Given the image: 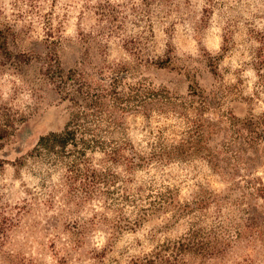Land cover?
Listing matches in <instances>:
<instances>
[{
	"label": "rangeland",
	"instance_id": "1",
	"mask_svg": "<svg viewBox=\"0 0 264 264\" xmlns=\"http://www.w3.org/2000/svg\"><path fill=\"white\" fill-rule=\"evenodd\" d=\"M178 243L264 264V0H0V264Z\"/></svg>",
	"mask_w": 264,
	"mask_h": 264
},
{
	"label": "trees",
	"instance_id": "2",
	"mask_svg": "<svg viewBox=\"0 0 264 264\" xmlns=\"http://www.w3.org/2000/svg\"><path fill=\"white\" fill-rule=\"evenodd\" d=\"M74 134V129L66 128L62 133H52L48 136L41 137L38 142V147L36 148V151H55V149L57 148L61 150V152H64L66 146L70 144V142L74 141ZM85 171L87 174H82L80 171H78L73 177L74 179H76V177L83 179L87 182L85 185H89L88 183L94 182L92 180H96L95 177L97 176L95 173L91 174V167L89 166L85 167ZM192 249L194 248H191L188 244L178 243V248L175 249V251H170L169 254L164 257L157 255V264H187V259L184 257L185 254L188 251H191ZM147 264L154 263L150 260Z\"/></svg>",
	"mask_w": 264,
	"mask_h": 264
}]
</instances>
